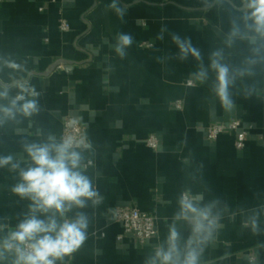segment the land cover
Returning a JSON list of instances; mask_svg holds the SVG:
<instances>
[{
	"label": "crops",
	"instance_id": "obj_1",
	"mask_svg": "<svg viewBox=\"0 0 264 264\" xmlns=\"http://www.w3.org/2000/svg\"><path fill=\"white\" fill-rule=\"evenodd\" d=\"M111 3L0 0V62L21 65L3 67L0 81H26L41 94L38 114L0 127V155L23 163L24 143L61 138L65 117L85 125L91 144L82 149L86 173L103 200L82 209L89 218L87 240L66 264H145L166 237L186 189L220 201L218 233L203 264H264V65L236 80L234 105L225 109L212 92L214 74L206 83L192 82L197 62L180 61L171 39L172 33L190 37L205 66L217 48L230 65H242L250 55L247 41L224 44L231 20L244 11L242 0H118L122 18ZM62 19L69 23L66 31L59 27ZM121 32L134 38L123 59L114 51ZM248 89H254L251 95ZM18 91L13 87L11 94ZM233 119L247 129L243 150L235 147L232 131L207 139L208 125ZM151 134L159 138L158 148L146 144ZM15 183V173L0 169V223L6 226L28 210L29 201L11 191ZM118 205L152 214L156 234L143 243L117 239L123 232L113 220ZM253 212L260 214L259 234L244 226Z\"/></svg>",
	"mask_w": 264,
	"mask_h": 264
},
{
	"label": "clouds",
	"instance_id": "obj_2",
	"mask_svg": "<svg viewBox=\"0 0 264 264\" xmlns=\"http://www.w3.org/2000/svg\"><path fill=\"white\" fill-rule=\"evenodd\" d=\"M242 6L244 11L231 20L224 40L229 48L237 40L249 44L250 55L240 66L226 62L223 48L213 50L205 66L201 50L190 37L171 34L178 49L177 58L180 61L192 58L197 62L196 70L191 73L192 82L206 83L209 74H214L212 92L225 109L234 105L231 88L236 80L254 76L257 66L264 65V0H242ZM109 7L118 17H123L124 10L118 0H112ZM166 31L162 27L157 39L162 40ZM133 39L130 33H119L114 45L116 55L125 58ZM3 67L21 69V65L11 61L0 62V71ZM13 87L19 89L15 95L11 94ZM253 91L248 89V95ZM40 95L26 81L14 80L11 85L0 81V127L38 114ZM90 147L86 137L68 135L57 139L49 135L43 141L24 143L23 163L12 154L0 155V169L8 168L16 174L11 191L29 201L27 212L14 226L0 223V264H66L80 250L89 227L88 215L82 209L103 200L86 173L82 149ZM219 203L218 199L206 201L201 193L191 189L181 191L167 235L154 247L145 264H203L204 251L218 233ZM259 215L253 212L244 222L254 234L260 232ZM181 224L187 228V236Z\"/></svg>",
	"mask_w": 264,
	"mask_h": 264
},
{
	"label": "built area",
	"instance_id": "obj_3",
	"mask_svg": "<svg viewBox=\"0 0 264 264\" xmlns=\"http://www.w3.org/2000/svg\"><path fill=\"white\" fill-rule=\"evenodd\" d=\"M59 27L62 31L68 30V21L62 19L59 23ZM61 68L62 63L57 64L55 67V69ZM181 106V102L176 103V107L180 108ZM225 131H232L234 133V144L238 150H243L245 148L247 129L239 119L208 125L206 129V137L208 140L213 141ZM68 135L86 137L87 140L85 125L73 116L65 117L63 121L62 137ZM159 143V138L154 134H151L146 140V144L151 148H158ZM113 220L115 223L119 224L123 230V232L117 237L119 240H122L125 236H132L140 243H143L156 234L155 217L152 214L133 206H116L113 211Z\"/></svg>",
	"mask_w": 264,
	"mask_h": 264
}]
</instances>
